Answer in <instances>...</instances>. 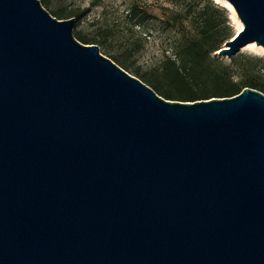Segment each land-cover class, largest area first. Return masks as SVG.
Returning a JSON list of instances; mask_svg holds the SVG:
<instances>
[{
  "label": "water",
  "instance_id": "95a60500",
  "mask_svg": "<svg viewBox=\"0 0 264 264\" xmlns=\"http://www.w3.org/2000/svg\"><path fill=\"white\" fill-rule=\"evenodd\" d=\"M225 1L217 54L264 49ZM74 25L0 0V264H264V95L164 100Z\"/></svg>",
  "mask_w": 264,
  "mask_h": 264
},
{
  "label": "trees",
  "instance_id": "16d2710c",
  "mask_svg": "<svg viewBox=\"0 0 264 264\" xmlns=\"http://www.w3.org/2000/svg\"><path fill=\"white\" fill-rule=\"evenodd\" d=\"M41 1L43 8H49L50 0ZM204 2L205 5L197 17L175 15L173 22L181 32V42L173 57H166L152 71L144 73L132 68L126 61L115 58L110 60L167 101L192 103L232 98L245 88L264 95V85L250 78V72L258 61L247 59L245 63H241L238 59H232L228 67L218 68L215 66L216 61L211 60V56L232 39L234 31L224 9L215 6L211 0ZM88 11L76 9L60 17L66 20L73 18L79 22ZM130 15L132 20L143 21L148 17L147 12L137 5L132 6ZM135 25L140 26L141 22H136ZM74 37L83 45H104L102 38L92 37L88 32L77 31ZM233 76H237L238 81H233Z\"/></svg>",
  "mask_w": 264,
  "mask_h": 264
},
{
  "label": "rangeland",
  "instance_id": "374dc122",
  "mask_svg": "<svg viewBox=\"0 0 264 264\" xmlns=\"http://www.w3.org/2000/svg\"><path fill=\"white\" fill-rule=\"evenodd\" d=\"M211 1L218 8H225L218 0ZM134 5L147 12L145 20L131 19L130 9ZM204 5V0H50L49 8L44 9L60 21L66 20L60 16L73 10L88 9L79 22L75 21L73 34L84 31L92 37L102 38L104 45L99 47L101 55L126 61L132 68L146 73L159 66L166 57H173L178 48L181 32L174 25L175 15L197 17ZM226 12L235 35L240 22L236 16ZM136 22H141V25L136 26ZM232 59L241 63L247 59L258 61L250 72V78L264 85V51L248 45ZM232 59L217 53L211 56L218 68L228 67ZM232 79L238 81L237 76Z\"/></svg>",
  "mask_w": 264,
  "mask_h": 264
},
{
  "label": "bare ground",
  "instance_id": "6f19581e",
  "mask_svg": "<svg viewBox=\"0 0 264 264\" xmlns=\"http://www.w3.org/2000/svg\"><path fill=\"white\" fill-rule=\"evenodd\" d=\"M219 1V3H221L229 12H230V14L234 17L235 16V14H234V12H233V10H232V7L225 1V0H218ZM242 29V26L239 24V27H238V32L240 31ZM249 46H253V47H255V45H249ZM259 49L261 50V51H264V49L263 48H261V47H259Z\"/></svg>",
  "mask_w": 264,
  "mask_h": 264
}]
</instances>
